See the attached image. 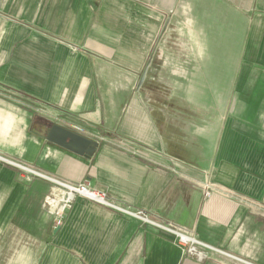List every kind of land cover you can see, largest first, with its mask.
Masks as SVG:
<instances>
[{
  "label": "crops",
  "instance_id": "crops-1",
  "mask_svg": "<svg viewBox=\"0 0 264 264\" xmlns=\"http://www.w3.org/2000/svg\"><path fill=\"white\" fill-rule=\"evenodd\" d=\"M54 122L95 154L36 131ZM0 153L28 167L0 160V264H264V0H0ZM212 165L235 196H205ZM43 175L194 232L207 258L85 198L54 227Z\"/></svg>",
  "mask_w": 264,
  "mask_h": 264
},
{
  "label": "built area",
  "instance_id": "built-area-1",
  "mask_svg": "<svg viewBox=\"0 0 264 264\" xmlns=\"http://www.w3.org/2000/svg\"><path fill=\"white\" fill-rule=\"evenodd\" d=\"M42 112L46 113V111ZM124 143V148L129 150V152L134 155L147 156L150 152V150L138 148L132 143ZM0 160L9 164L17 165L21 168H28L24 164L15 162L1 153ZM214 169L215 168L212 165L211 168H207L204 171L206 179L200 183V186L203 188L205 196L209 198L215 193H221L225 196H235L232 192L219 187L212 180ZM43 176L52 182V189L45 197L44 207L51 214L54 227H60L63 225L68 213L78 198H85L134 217L141 222L153 226L157 230L171 233L175 236V241L181 246L183 254L187 258H193L199 262L204 261L207 258L203 250L202 243L194 232L176 228L172 226V224L155 218L153 213H149L143 209H138L133 206L125 205L109 195L107 191L99 190L93 187L92 183L88 180L83 182H71L52 175Z\"/></svg>",
  "mask_w": 264,
  "mask_h": 264
},
{
  "label": "water",
  "instance_id": "water-1",
  "mask_svg": "<svg viewBox=\"0 0 264 264\" xmlns=\"http://www.w3.org/2000/svg\"><path fill=\"white\" fill-rule=\"evenodd\" d=\"M35 128L49 142L60 145L82 156H93L99 146V142L95 139L57 122H54L49 128H42L41 131H39L38 125Z\"/></svg>",
  "mask_w": 264,
  "mask_h": 264
},
{
  "label": "trees",
  "instance_id": "trees-1",
  "mask_svg": "<svg viewBox=\"0 0 264 264\" xmlns=\"http://www.w3.org/2000/svg\"><path fill=\"white\" fill-rule=\"evenodd\" d=\"M142 84L147 92L148 98L156 105H163L165 103L172 88L165 78L153 70H150L149 75L143 79Z\"/></svg>",
  "mask_w": 264,
  "mask_h": 264
}]
</instances>
